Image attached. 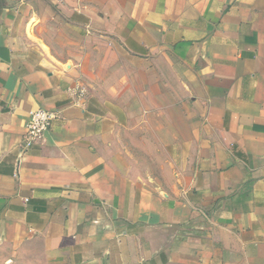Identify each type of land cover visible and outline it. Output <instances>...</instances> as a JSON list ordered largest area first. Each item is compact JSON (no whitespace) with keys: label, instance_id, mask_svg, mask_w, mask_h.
<instances>
[{"label":"crops","instance_id":"0c3cea01","mask_svg":"<svg viewBox=\"0 0 264 264\" xmlns=\"http://www.w3.org/2000/svg\"><path fill=\"white\" fill-rule=\"evenodd\" d=\"M0 252L264 264V0H0Z\"/></svg>","mask_w":264,"mask_h":264},{"label":"built area","instance_id":"2783aa9c","mask_svg":"<svg viewBox=\"0 0 264 264\" xmlns=\"http://www.w3.org/2000/svg\"><path fill=\"white\" fill-rule=\"evenodd\" d=\"M55 117L56 113L50 110L39 108L32 111L25 123L24 145L40 142Z\"/></svg>","mask_w":264,"mask_h":264},{"label":"rangeland","instance_id":"374dc122","mask_svg":"<svg viewBox=\"0 0 264 264\" xmlns=\"http://www.w3.org/2000/svg\"><path fill=\"white\" fill-rule=\"evenodd\" d=\"M0 253H1V252H0ZM0 264H5V263L2 261L1 254H0Z\"/></svg>","mask_w":264,"mask_h":264}]
</instances>
